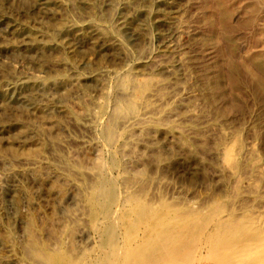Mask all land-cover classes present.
<instances>
[{"label":"rangeland","instance_id":"374dc122","mask_svg":"<svg viewBox=\"0 0 264 264\" xmlns=\"http://www.w3.org/2000/svg\"><path fill=\"white\" fill-rule=\"evenodd\" d=\"M0 264H264V0H0Z\"/></svg>","mask_w":264,"mask_h":264},{"label":"bare ground","instance_id":"6f19581e","mask_svg":"<svg viewBox=\"0 0 264 264\" xmlns=\"http://www.w3.org/2000/svg\"><path fill=\"white\" fill-rule=\"evenodd\" d=\"M216 35H217L216 27L214 26V24L210 23L208 28V37H210L211 42H215L214 36Z\"/></svg>","mask_w":264,"mask_h":264}]
</instances>
